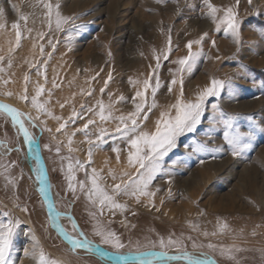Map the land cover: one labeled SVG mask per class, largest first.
Returning a JSON list of instances; mask_svg holds the SVG:
<instances>
[{"label":"rangeland","instance_id":"obj_1","mask_svg":"<svg viewBox=\"0 0 264 264\" xmlns=\"http://www.w3.org/2000/svg\"><path fill=\"white\" fill-rule=\"evenodd\" d=\"M208 3L218 9L216 21L205 0H0V98L12 101L25 114L21 118L27 129L39 139L56 209L72 215L83 237L109 251L117 253L110 244L102 243L98 232L114 233L124 245L119 249L122 254L191 252L209 256L217 264H264V0ZM45 4L52 5L50 19ZM229 7L240 23L239 44L224 32V25L217 28ZM57 12L71 18L61 30L56 28ZM14 23L21 29L19 47ZM169 37L172 50L165 60ZM201 39L202 45L193 44L192 51L202 47L209 58H201L191 74L181 73L178 61L188 55L186 44ZM211 41H215L214 47ZM157 56L161 67L153 75ZM26 75L27 101L19 98L25 92ZM156 75L161 85L154 98L157 106L145 109L148 118L140 121L139 132L154 133L161 113L175 117L176 110L170 106L177 102L180 85L173 86L170 93L172 79L183 77L185 102H194L213 78L226 84L219 97L207 100L196 131L180 136L177 147L164 157L163 171L147 189L154 195H141L137 202V197L112 192L113 185L136 173V167L128 163L130 144L119 136L113 138L119 123L115 118L135 111L136 91L143 90L146 79L151 78L155 85ZM54 81L58 87H53ZM38 85L45 89L38 102L47 101L45 109L59 119L31 104ZM8 92L12 95L5 94ZM101 102L106 106L103 121ZM146 103H153L151 89ZM82 105L92 111L82 113ZM74 110L82 113L75 122ZM221 112L224 118L235 117L231 131L253 132L252 148L240 156L234 157L224 140L229 129ZM89 119L94 123L84 130ZM65 121L66 127L57 131ZM101 128L108 136L101 147L92 148L89 158L87 141L95 140ZM85 131L90 135L86 137ZM0 141L10 150L19 146L26 158L19 132L2 111ZM7 147L0 145V221L14 226L10 258L15 264H39L41 252L60 264H112L72 250L57 237L34 183L25 176L26 172L34 180L31 169L37 176L36 164L20 163L18 151ZM93 169L101 187L126 207L109 210L105 206L101 213L98 201L93 203L95 197L90 200L88 195ZM61 224L80 238L69 217H62ZM161 240L177 243L161 249Z\"/></svg>","mask_w":264,"mask_h":264},{"label":"snow or ice","instance_id":"obj_2","mask_svg":"<svg viewBox=\"0 0 264 264\" xmlns=\"http://www.w3.org/2000/svg\"><path fill=\"white\" fill-rule=\"evenodd\" d=\"M238 2V0H237ZM251 2V0H249ZM205 3L208 5L209 8V15L212 17L214 21L217 20L216 13L218 9L208 3V0H205ZM48 9V17L51 18V4H45L44 5ZM59 6L57 5V8ZM3 14V9H0V15ZM21 19H25L26 17H21ZM69 19L71 18H65L61 17L60 13H56V28L57 30L62 29V25L65 23H68ZM224 25V32L226 34H229L235 43H240V23L236 19V14L233 12V10L229 7L225 10V15L221 21L217 24V28L220 27V25ZM0 27H3V25H0ZM12 28L16 30V41L15 45L16 47H19L20 41H21V29L20 25L17 23H14L12 25ZM43 33L40 34L41 39L43 38ZM51 43V41H49ZM213 47L215 46V41H211ZM169 48L166 52L163 54V58L167 60L168 54L171 52V39L169 37ZM193 44L202 45V39L196 40V41H189L186 44V47L188 48L189 52L188 55L184 58H181L178 63L181 66V73H183L185 70L191 74L194 66L198 63V61L201 58H209L206 57L203 53V49L201 47L200 51L193 52L192 47ZM41 47V53H43V45ZM53 48H55V45H52ZM14 49H10V52ZM157 64L155 69L152 70L153 75L156 74L157 70L161 67L160 56L156 57ZM0 60H3V57H0ZM46 63V62H45ZM37 73L40 74V69L37 68ZM156 82L155 85H152L150 82V79H146L143 81V90L136 91L135 97L133 99V103L135 104V111L125 115H121L119 117H116L119 121V123L116 125L115 133L113 134V138L116 136H119L121 139L126 140L130 146L132 151L128 154V163L130 166L136 167V173L129 177V179L124 180L121 179L120 183H116L112 187V192L115 195H130L133 197H138L141 195H148L152 196L154 193L148 192V186L149 184L156 178L157 174L163 171L164 165V157L168 155L169 152H171L175 147H177V141L178 138L185 133L195 132L197 129V126L201 123V117L205 112V104L207 100L211 97H219L221 95V92L225 88L226 82L223 80H218L213 78L210 81L209 86L205 87L201 92H199L196 100L194 102L188 101L185 102L183 100V77L177 81V79H172L169 83L168 91L171 93L173 86H175L177 83L180 85V95L177 99V102L170 107L174 108L176 110V115L174 118H170L169 114L167 112L161 113V119L157 121V128L156 131L152 134H149L147 132H139L138 129L140 127V121L147 120V113L145 112V109H148L149 111L152 108H155L157 106L155 102V96L161 87L159 82V77L156 75ZM25 79V92L24 94L20 95L21 100L27 101L29 99L27 95V83L29 81V77L26 75L24 77ZM109 79H111V76L109 75ZM5 84L8 83L7 80L3 81ZM59 85L53 82V87H58ZM107 86V81H105V87ZM228 86L231 87V83L228 82ZM151 89V95L153 97V103L151 105H148L146 103V97L147 93ZM45 91L44 87L42 85H38L36 88V95L31 98V104L33 107H35L40 112H44L46 115L54 118L59 119L50 111H47L45 109L44 103L38 102V97L43 94ZM104 89H101V92H103ZM6 95L11 96L12 93L8 92L5 93ZM89 94H91L89 92ZM50 95V93H49ZM137 98L140 102H137ZM121 100L124 98L121 97ZM63 107V105H61ZM105 107L103 103H100V119L106 120L107 117L104 115ZM213 107H218L217 105H213ZM82 113L83 111H92L91 108L85 109L84 106H81ZM107 108L110 110L111 105H108ZM0 110H3L5 113L9 114L11 116V119L14 124L19 125L20 131L23 132L24 138L26 142L28 143V151L36 158V172H37V180L40 184V192L44 193L45 196H47V187H46V180L44 177V173L42 169L40 168L39 164V150L38 146L33 147V145H36V141L32 137V135L28 132V130L25 128L24 121L21 119L22 116H25V114L19 112L16 108L11 107L8 104L0 103ZM75 112V110L72 113L73 122H75V117L78 115ZM220 116L222 118V122L225 125L229 131H226L224 133V140L226 143L231 147V152L234 157L240 156L242 153H244L246 150L252 148L251 139L253 137V132L251 131H241L240 129H235V131H231L234 128V119L235 117L232 115H228L227 118H224L225 114L223 112L220 113ZM27 119L30 123L35 125L34 119L28 115ZM68 121H65L64 123H61L59 127L57 128V131H60L61 129H64L67 125ZM94 121L89 119L87 123L83 125V129L87 130L89 128L90 124H93ZM50 131V129H49ZM90 133L85 131V136H89ZM108 136V132L106 129L101 128L99 130V135H97L95 140L88 139V144L90 145L88 150L89 158H91L92 155V148L96 147L99 148L102 146V144L105 142L106 137ZM69 144H71V139H69ZM147 148V151H144V148ZM114 151L117 153L119 152L118 148H115ZM57 152L59 153V148H57ZM117 159H119V156H117ZM84 164H80V168H84ZM72 165L69 164V170H71ZM127 175V173H125ZM113 179H116V177L113 175ZM73 177H69V180L71 181ZM100 179L99 175L96 173V171L92 170V175L90 177L91 180V190L88 193L89 199L93 200V197L95 199L93 200V203H96L98 201L100 205V211L101 213L104 210V207L107 206L109 210L114 208H124L125 205L119 204L115 201L114 195H109L108 192L101 187V185L98 183V180ZM81 189L84 188V184L81 183ZM69 188L74 190L73 185L70 183ZM49 207L51 208V204H49ZM24 211H27V209H23ZM7 215V213H6ZM52 219L53 224L60 229V231L63 233L64 238L69 242L71 246L75 247H86L90 249V245L87 243L86 240H81L78 238L73 237L72 235L68 234L66 231H64L59 224L60 215L57 213L55 217H50ZM75 228V225L73 226ZM195 227V225H193ZM225 229L227 228V225L225 224L223 226ZM98 235L102 238L103 244H110L114 249L117 250V257L116 259L118 261L124 262V264H127V258L119 255V249L123 248L124 245L119 241L118 238L115 237L114 233L108 232H98ZM207 235V233H205ZM14 236V226L11 224L5 225L2 221H0V264H15V262L10 258L11 257V251H12V241ZM174 243L172 240H169L165 242L164 240L160 241V248L164 249ZM209 247H215L214 245H209ZM239 250V249H237ZM25 254L28 255L29 253L27 250L25 251ZM103 254V253H102ZM149 257V258H145ZM172 257H169L168 253L165 251H161L159 253H141L137 252L135 255L134 264H166V261L168 259H171ZM184 259L187 261V264H209V261L207 260H199V259H192L190 256L184 254ZM39 264H60L59 261L54 259H46L43 252H41L39 256ZM214 264V262H213Z\"/></svg>","mask_w":264,"mask_h":264},{"label":"water","instance_id":"obj_3","mask_svg":"<svg viewBox=\"0 0 264 264\" xmlns=\"http://www.w3.org/2000/svg\"><path fill=\"white\" fill-rule=\"evenodd\" d=\"M0 103H4V104H7L5 102H2L0 101ZM9 105V104H8ZM11 106V105H10ZM13 107V106H11ZM14 108V107H13ZM2 111L9 119L10 121L13 123L12 119H11V116L7 113H5L3 110H0ZM22 119V118H21ZM13 125L15 126V128L17 129V131L19 132L20 136H21V139L23 141V144H24V151H25V154H26V158L24 156V152L22 149H16L18 152H19V156H20V163L24 162L25 160L29 161L30 163L31 162H34L36 164V158L35 156H33L31 153H29L28 151V143L26 142L25 138H24V135H23V132L20 131L19 129V125L18 124H14ZM25 125V123H24ZM25 128L27 129L26 125H25ZM28 130V129H27ZM29 132V130H28ZM30 133V132H29ZM37 143L36 145H33V147H37L38 146V150H39V164H40V168L42 169L43 173H44V177H45V180H46V187H47V196H45L44 193H41L40 192V184H39V181L37 180V176L35 175V173L33 172V169H31V173L34 177V180L29 177V175H27V173L25 172L24 168L22 167V170L25 172V176L27 177V179L29 180V182H32L34 183V187L36 189V191L38 192L39 194V197L44 205V210H45V213H46V216H47V219H48V222H49V226L51 228V230L57 235V237L66 245L68 246L70 249L72 250H77V251H82V252H85L87 254H90L92 256H95L97 257L98 259H101V260H104V261H107L109 263H112V264H124V262L122 261H118L116 259L118 253L116 252H112V251H109L107 249H105L104 247L98 245V244H95V243H92L90 241H88L85 237H83V235L79 232V229H78V225H77V222L75 221V219L73 218L72 215L68 214V215H65V214H62L60 213L56 207H55V204H54V201H53V197H52V194H51V190L49 188V185H48V174H47V169H46V166H45V162L43 160V157H42V153H41V147H40V141L39 139H34ZM9 149V148H8ZM10 150V149H9ZM11 151V150H10ZM34 181V182H33ZM49 204H51V208L49 207ZM59 213L60 215V219H59V224H60V227L66 231L62 224H61V218L64 217V216H67L69 217L74 225H75V228L76 230L79 232V236L80 238L78 239H81V240H86L87 243L91 246L90 249L89 248H86V247H73L69 244V242L64 238V235L63 233L60 231V229H58L52 222V219H50V217H55V215ZM67 232V231H66ZM68 233V232H67ZM69 234V233H68ZM71 235V234H70ZM74 237V236H73ZM76 238V237H75ZM161 251H157V250H149V251H144V252H141V253H159ZM103 253V254H102ZM168 253V252H167ZM184 254L190 256L192 259H199V260H207L209 261V264H217L211 257L209 256H205V255H201V254H196V253H191V252H181V253H168L169 257H172L171 259H168L166 261V264H173V263H178V262H181V263H186L187 264V261L184 259ZM119 255H122L124 257L127 258V264H134V260H135V255L136 253H132V254H122V253H119ZM145 258H149V257H145Z\"/></svg>","mask_w":264,"mask_h":264},{"label":"bare ground","instance_id":"obj_4","mask_svg":"<svg viewBox=\"0 0 264 264\" xmlns=\"http://www.w3.org/2000/svg\"><path fill=\"white\" fill-rule=\"evenodd\" d=\"M0 101L5 102V103H7V104H9V105H11V106L16 108L15 104L12 101H10V100H6V99H3V98H0ZM109 117L110 118H114V115L111 114ZM120 161H123V160L120 159ZM206 166H203V167H206ZM114 176H115V174H114ZM27 252H28V250H27Z\"/></svg>","mask_w":264,"mask_h":264},{"label":"flooded vegetation","instance_id":"obj_5","mask_svg":"<svg viewBox=\"0 0 264 264\" xmlns=\"http://www.w3.org/2000/svg\"><path fill=\"white\" fill-rule=\"evenodd\" d=\"M33 137V136H32ZM34 139H37V138H35V137H33ZM0 145H2L3 147H7V144L5 143V142H1L0 141ZM8 148V147H7ZM16 149H21L19 146H17V147H15V148H13L12 150L13 151H17ZM11 150V151H12ZM19 153V152H18Z\"/></svg>","mask_w":264,"mask_h":264}]
</instances>
